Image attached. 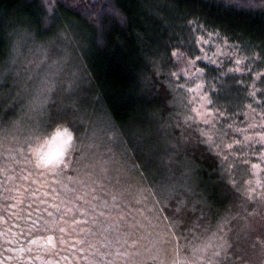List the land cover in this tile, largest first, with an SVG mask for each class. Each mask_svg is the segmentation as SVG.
Returning <instances> with one entry per match:
<instances>
[{"label": "trees", "instance_id": "16d2710c", "mask_svg": "<svg viewBox=\"0 0 264 264\" xmlns=\"http://www.w3.org/2000/svg\"><path fill=\"white\" fill-rule=\"evenodd\" d=\"M59 38L76 60L75 66L65 64L72 73L62 80L76 89L62 101L74 120L51 113L50 93L43 109L32 103L39 107L33 115L42 113L35 132L59 124L79 139L99 128L111 140L109 160L125 168L131 181L138 179L155 203L188 218L197 214L205 228L222 226L228 236L234 220L236 228L244 223L252 232L261 230L251 232L255 242L264 236V171L259 196L250 199L246 191L251 166L264 156V0H0L1 126L16 115L9 104L23 106L28 97L18 93L16 80L27 81L32 72L29 82L36 80L42 58L57 54L50 46ZM177 50L194 63L177 61L171 55ZM9 54L19 65L7 72ZM202 56L208 59H196ZM49 79L51 90L55 77ZM197 87L211 117L193 129L189 98ZM81 95L94 116L76 101ZM161 149L167 150L161 165L169 171L163 175ZM237 237L220 264H264L262 251L254 260L255 247L241 256Z\"/></svg>", "mask_w": 264, "mask_h": 264}, {"label": "rangeland", "instance_id": "374dc122", "mask_svg": "<svg viewBox=\"0 0 264 264\" xmlns=\"http://www.w3.org/2000/svg\"><path fill=\"white\" fill-rule=\"evenodd\" d=\"M62 43L63 38L57 39L50 46L57 49V54L42 58L39 67L42 76L37 71L36 80L35 76L29 82L35 72L30 73L26 83L16 80L18 93L28 95L27 105L24 107L25 102L22 106L13 100L8 108L16 112L14 120L0 125V264H220L235 235L242 240L236 246L241 256L243 249L255 247L254 260L262 257L264 236L255 242L252 235L259 234L260 229L252 232L244 223L237 229L238 221L234 220V231L228 236L222 226L205 228L203 222H198L197 214L188 218L184 212L181 215L174 211L173 206L155 203L141 189L138 179L131 181L125 168L116 160H109L111 140L101 129L86 130L79 139L73 136L72 129L61 128L59 124L55 128L44 126V132H35L42 113L33 115L39 107H32V103L38 106L39 102L43 109L49 101L47 95L53 93L55 107L51 113L66 115L69 108L62 101L76 90L65 88L67 83L62 82L68 72L72 73L65 64L70 67V60L73 66L76 62L74 52L61 49ZM14 54L11 57L9 54L4 63L8 65L7 72L19 65ZM24 73L22 69L23 76ZM16 77L19 76L16 74ZM50 77H55L51 90ZM17 96L20 100L21 96ZM86 97L81 95L76 101L92 117L95 112L86 110ZM189 99V126L200 128L211 117L202 88L191 92ZM66 117L74 120L73 115ZM102 126L105 125L102 123ZM64 129L72 136L64 147V155L56 162L44 163L43 158L53 147L50 142L54 133ZM115 149L122 153L116 142ZM166 151L161 149L158 155L162 175L163 170L167 171L161 165ZM250 171L252 184L246 191L251 199L259 196L257 189H260V173L264 171V156L261 164H253ZM245 255L248 257L250 253Z\"/></svg>", "mask_w": 264, "mask_h": 264}, {"label": "snow or ice", "instance_id": "6c2138e0", "mask_svg": "<svg viewBox=\"0 0 264 264\" xmlns=\"http://www.w3.org/2000/svg\"><path fill=\"white\" fill-rule=\"evenodd\" d=\"M171 55L173 57H175L177 59V61H181L184 60L185 63L187 64H192L194 63L191 60H187V54L184 52H180L179 50L177 51H173L171 53ZM197 60L199 59H208L207 56H202V57H196ZM214 63V61H213ZM181 72H184V69L181 68L180 69ZM197 72H203V69H197ZM173 75H175V73H173ZM192 75H195L194 73ZM72 140V136L71 134L68 132L67 129L64 130H57L51 140V144L53 145L52 149L47 153V155L43 158L44 163L46 164H50L53 162H56L59 160V158L61 156L64 155V147L65 145H67L69 143V141ZM49 242H51V240L49 239Z\"/></svg>", "mask_w": 264, "mask_h": 264}]
</instances>
